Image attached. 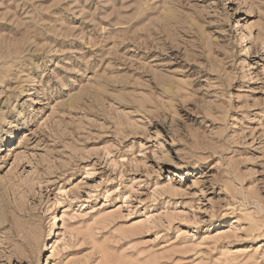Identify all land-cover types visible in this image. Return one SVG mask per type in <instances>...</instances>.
Segmentation results:
<instances>
[{
	"label": "rangeland",
	"instance_id": "1",
	"mask_svg": "<svg viewBox=\"0 0 264 264\" xmlns=\"http://www.w3.org/2000/svg\"><path fill=\"white\" fill-rule=\"evenodd\" d=\"M0 264H264V0H0Z\"/></svg>",
	"mask_w": 264,
	"mask_h": 264
}]
</instances>
